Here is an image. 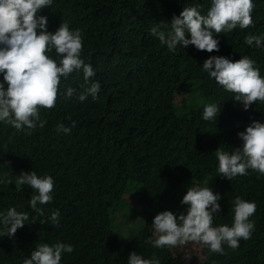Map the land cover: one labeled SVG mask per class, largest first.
I'll return each instance as SVG.
<instances>
[{"label": "trees", "instance_id": "obj_1", "mask_svg": "<svg viewBox=\"0 0 264 264\" xmlns=\"http://www.w3.org/2000/svg\"><path fill=\"white\" fill-rule=\"evenodd\" d=\"M253 3L254 26L219 34L220 51L213 53L191 45L170 51L151 35L161 22L168 25L162 30H170L173 15L184 7L198 6L207 15L211 0H53L39 13L47 16L49 31L64 22L81 30V58L94 68L91 79L101 90L96 100L88 96L80 102L85 81L82 73H73L61 79L60 91L70 86L76 96H59L53 109H41L43 128L29 135L0 122V179L11 181L0 183V212L15 207L29 214L14 238L0 236V264H23L38 244L57 242L74 248L61 264H127L132 251L146 259L155 255L160 264H188L173 259L169 248L146 241L155 238L152 221L159 212L186 214L181 200L196 186L222 197L214 226L232 225L237 196L257 205L251 238L241 239L235 250L224 245V254L205 247L201 264H264V175L249 169L229 181L219 176L215 155L218 148L231 153L240 147L238 133L253 120L264 123V102L244 110L202 66L211 55L233 61L247 56L264 78V42L244 43L248 35L264 37V0ZM49 56L58 62L55 50ZM210 103L221 104V112L208 125L202 111ZM58 124L71 127V133H57ZM22 171L54 180L52 202L37 205L43 215L29 204L35 191L16 184ZM161 175L166 176L160 182ZM128 182L140 185L139 217L145 225L121 248L113 222ZM57 209L58 227L50 221Z\"/></svg>", "mask_w": 264, "mask_h": 264}, {"label": "clouds", "instance_id": "obj_2", "mask_svg": "<svg viewBox=\"0 0 264 264\" xmlns=\"http://www.w3.org/2000/svg\"><path fill=\"white\" fill-rule=\"evenodd\" d=\"M52 4L53 0H0V74L3 76L0 81V122L29 135L37 126L43 128L46 124L41 120V109H53L59 96L66 99L76 96L77 90L70 86L66 91H60L62 78L67 80L70 74H83L85 84L78 95L80 102H84L88 96L96 100L101 90L100 83L91 79L95 76L94 68L81 58V30L70 29L67 22L60 23L55 31L48 30L47 16L39 13ZM254 7L253 0H211L207 15H201L198 6L184 7L178 16L173 15L170 30H162L167 29L168 25L161 22L151 28V35L170 51L177 46L187 48L191 45L198 51L219 52V34L230 33L237 27L248 29L254 26ZM262 42L264 37L257 35L244 38V43L249 46L255 44L261 47ZM53 50L58 62L49 56ZM255 64L247 56L233 61L225 56L211 55L202 66L210 78L225 91L233 93L234 100L248 110L257 101L264 102V78ZM176 103L179 104L178 101ZM202 112V121L209 125L220 114L221 104H207ZM72 127H75V122H72ZM56 131L70 134L71 127L58 124ZM238 137L242 144L233 152L221 148L215 151L219 176L231 181L237 175H247L249 169L264 175V123L253 120L244 131L238 133ZM165 176H158V180L161 182ZM0 183L11 181L0 179ZM16 184L29 186L35 191L29 204L35 212L43 215V210L37 205L52 202L53 178L38 176L35 171H22L17 176ZM141 198L140 195L137 205H140ZM221 199V195L209 187L187 188L181 200L182 205H187L186 214L177 216L168 210L159 212L152 221L155 238L146 243H151L154 248L167 247L173 259L182 261L192 257L189 254L183 256L189 243L200 246L203 255L205 247L215 254H224V245L237 249L241 239L251 238L255 224L250 217L255 214L257 205L237 196L232 202V225L214 226V217L222 211ZM119 209L116 216L121 214L115 221L123 220ZM136 213L139 216V212ZM28 220L29 214L18 212L15 207L0 212V224L4 226L0 236L14 238L17 230L23 228ZM50 221L59 226L58 209L51 213ZM73 251L72 245L61 242L38 244L30 257L23 260V264H61L63 254ZM127 264H160V261L155 255L146 259L132 251Z\"/></svg>", "mask_w": 264, "mask_h": 264}, {"label": "rangeland", "instance_id": "obj_3", "mask_svg": "<svg viewBox=\"0 0 264 264\" xmlns=\"http://www.w3.org/2000/svg\"><path fill=\"white\" fill-rule=\"evenodd\" d=\"M140 185L133 182H128L125 194L121 197V207L119 211L122 212L123 220L113 222V231L119 236L120 246L124 248L125 245L133 239L145 225V220L138 216L136 212L141 210L140 205L135 202L140 198ZM121 213H118V219ZM195 247V248H194ZM185 254L191 255L188 264H199L201 259L204 258L200 246L189 243V247L185 250Z\"/></svg>", "mask_w": 264, "mask_h": 264}]
</instances>
